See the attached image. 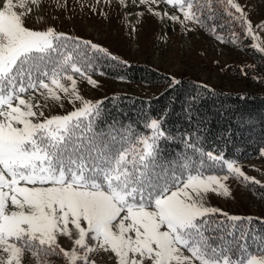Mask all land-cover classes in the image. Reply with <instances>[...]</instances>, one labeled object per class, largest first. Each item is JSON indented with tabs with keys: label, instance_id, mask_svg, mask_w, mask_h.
Here are the masks:
<instances>
[{
	"label": "snow or ice",
	"instance_id": "1",
	"mask_svg": "<svg viewBox=\"0 0 264 264\" xmlns=\"http://www.w3.org/2000/svg\"><path fill=\"white\" fill-rule=\"evenodd\" d=\"M118 2L129 6L128 0ZM42 3L0 0V264H25L26 255L31 264H49L53 256L67 264H95L90 254L97 250L113 254L116 264H264V232L253 218L207 204L210 193L232 196L230 178L246 187L260 181L223 149L205 150L201 138L186 130L180 135L184 150L165 154L162 142L175 139L165 128L175 95L152 109L155 117L142 112L136 128L119 119L109 123L103 102L81 95L79 82L96 88L93 75H105L102 66L127 67V61L54 27L26 26ZM160 4L180 15L157 11ZM131 5L235 46V33L225 40L217 28L239 27L264 54L256 31L264 30V22L254 27L237 0H131ZM180 84L173 78L168 88L175 92ZM213 95L198 89L185 99L182 111L197 131L207 127L200 101ZM64 101L71 111L45 115ZM61 237L72 242L71 250L60 246Z\"/></svg>",
	"mask_w": 264,
	"mask_h": 264
},
{
	"label": "rangeland",
	"instance_id": "2",
	"mask_svg": "<svg viewBox=\"0 0 264 264\" xmlns=\"http://www.w3.org/2000/svg\"><path fill=\"white\" fill-rule=\"evenodd\" d=\"M237 2L244 7L254 27L264 22V0ZM128 4V7L121 6L118 0H112L110 4L103 0L99 4L97 0H43L40 10L34 11L26 20V26L32 29L51 26L58 32L91 40L127 63L153 68L170 79H190L213 91L264 96V54L255 50V42L239 27L227 28V33L218 32L225 40L231 39L234 32L239 42V46H235L219 41L205 29L189 24L191 30L184 31L183 25L166 18L161 22L144 6H132L131 0ZM157 11L180 15L165 4H160ZM141 12L144 13L142 17L138 15ZM256 31L261 36V46H264V30L257 28ZM93 78L98 81V87L93 88L81 81L79 88L81 95L94 102L118 94L152 98L165 89L108 76L93 75ZM71 110L72 105L64 101L63 107L51 105L45 115L65 114ZM238 164L248 177L264 185V156L261 153ZM228 184L232 196L223 198L210 193L209 206L232 215L264 219L263 198L254 195L250 186L246 187L234 178H230ZM59 244L65 250L73 247L72 242L64 237L60 238ZM90 259L95 264H116L113 254L101 250L91 253ZM31 261V256L26 255L25 264H31ZM49 264L67 262L65 258L53 256Z\"/></svg>",
	"mask_w": 264,
	"mask_h": 264
},
{
	"label": "trees",
	"instance_id": "3",
	"mask_svg": "<svg viewBox=\"0 0 264 264\" xmlns=\"http://www.w3.org/2000/svg\"><path fill=\"white\" fill-rule=\"evenodd\" d=\"M234 29V28H233ZM217 32H229L227 27L217 28ZM122 60V59H121ZM127 67L102 66L100 71L114 79L124 76L125 80L134 83H141L149 86L164 87L162 93L152 98H139L128 95H113L104 99L103 107L106 109L105 119L111 123L113 119L133 128L138 127L137 120L142 112L156 116L152 109L159 110L169 103L171 95L176 96V102L171 105V111L166 120L165 128L175 137L171 143L162 142L161 146L166 149V155L180 153L184 145L180 139L181 132L186 130L187 135L195 139L199 136L205 150L215 149L218 152L224 150L226 157H234L238 163H244L259 156L264 149V96L248 93H228L213 91L204 85L190 79H180L181 84L178 90L173 92L168 88L172 80L168 76L156 71L153 68L127 63ZM94 75H99L98 73ZM167 89V91H166ZM199 89L205 96L209 92L215 95L200 101L198 112L201 116L207 117V127H201L198 131L195 126H190L186 121L182 106L185 99L192 92ZM119 97V100H115ZM103 126V125H102ZM256 196L264 199V185H249ZM253 226L264 232V219L253 218Z\"/></svg>",
	"mask_w": 264,
	"mask_h": 264
}]
</instances>
